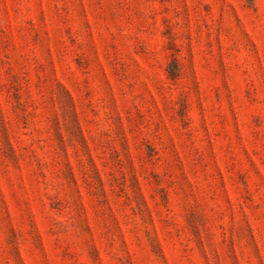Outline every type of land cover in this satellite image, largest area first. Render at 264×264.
I'll return each instance as SVG.
<instances>
[{
  "label": "rangeland",
  "instance_id": "1",
  "mask_svg": "<svg viewBox=\"0 0 264 264\" xmlns=\"http://www.w3.org/2000/svg\"><path fill=\"white\" fill-rule=\"evenodd\" d=\"M0 264H264V0H0Z\"/></svg>",
  "mask_w": 264,
  "mask_h": 264
}]
</instances>
